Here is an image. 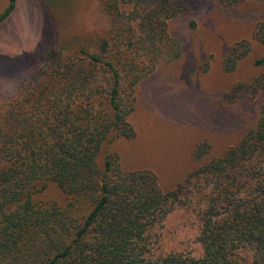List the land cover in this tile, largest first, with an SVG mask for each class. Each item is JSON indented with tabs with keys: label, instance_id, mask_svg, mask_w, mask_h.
<instances>
[{
	"label": "trees",
	"instance_id": "1",
	"mask_svg": "<svg viewBox=\"0 0 264 264\" xmlns=\"http://www.w3.org/2000/svg\"><path fill=\"white\" fill-rule=\"evenodd\" d=\"M133 1L136 13L126 17L120 7ZM181 1L101 0L109 38L51 52L27 96L0 112V264H264V105L255 128L175 190L163 191L149 170L123 171L117 156L99 163L107 143L135 138V86L173 54L167 21ZM16 4L9 0L0 22ZM256 38L264 44V23ZM239 49L223 61L228 74L249 53ZM208 152L199 145L195 159ZM48 183L66 195L64 206L34 200ZM190 206L202 256L156 255L155 231Z\"/></svg>",
	"mask_w": 264,
	"mask_h": 264
},
{
	"label": "rangeland",
	"instance_id": "2",
	"mask_svg": "<svg viewBox=\"0 0 264 264\" xmlns=\"http://www.w3.org/2000/svg\"><path fill=\"white\" fill-rule=\"evenodd\" d=\"M134 3L121 5L126 17L135 15ZM180 3L184 9L167 21L173 60L159 59L135 86V110L129 117L135 138L107 143L99 159L102 166L106 155H114L125 172L149 170L165 192L237 145L255 128L264 105V63L256 65L264 58V44L256 38L264 23V0ZM8 6L9 0H0V15ZM112 23L101 0H17L15 10L0 22V112L27 96L51 52L64 53L67 42L80 47L89 38H109ZM237 44L249 53L228 74L223 61ZM141 59L150 67L147 57ZM237 87L239 98H231ZM199 145L209 147L201 161L194 156ZM34 200L64 206L67 197L48 183ZM199 230L196 210L178 208L155 231L153 251L201 257Z\"/></svg>",
	"mask_w": 264,
	"mask_h": 264
}]
</instances>
